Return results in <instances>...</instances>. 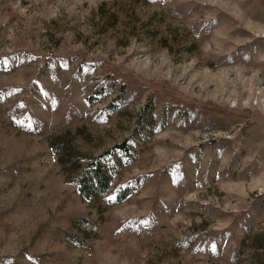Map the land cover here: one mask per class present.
Here are the masks:
<instances>
[{
  "label": "rangeland",
  "instance_id": "obj_1",
  "mask_svg": "<svg viewBox=\"0 0 264 264\" xmlns=\"http://www.w3.org/2000/svg\"><path fill=\"white\" fill-rule=\"evenodd\" d=\"M0 264H264V0H0Z\"/></svg>",
  "mask_w": 264,
  "mask_h": 264
},
{
  "label": "trees",
  "instance_id": "obj_2",
  "mask_svg": "<svg viewBox=\"0 0 264 264\" xmlns=\"http://www.w3.org/2000/svg\"><path fill=\"white\" fill-rule=\"evenodd\" d=\"M110 177L107 175L106 169L100 164H94L91 169L85 171L79 180V193L88 199L95 193H103L108 189Z\"/></svg>",
  "mask_w": 264,
  "mask_h": 264
},
{
  "label": "snow or ice",
  "instance_id": "obj_3",
  "mask_svg": "<svg viewBox=\"0 0 264 264\" xmlns=\"http://www.w3.org/2000/svg\"><path fill=\"white\" fill-rule=\"evenodd\" d=\"M110 200H111V198H110Z\"/></svg>",
  "mask_w": 264,
  "mask_h": 264
}]
</instances>
